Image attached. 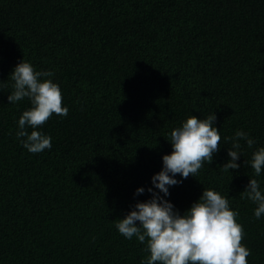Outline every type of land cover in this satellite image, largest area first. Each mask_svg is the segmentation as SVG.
Here are the masks:
<instances>
[{
    "label": "trees",
    "instance_id": "trees-1",
    "mask_svg": "<svg viewBox=\"0 0 264 264\" xmlns=\"http://www.w3.org/2000/svg\"><path fill=\"white\" fill-rule=\"evenodd\" d=\"M21 58L52 70L68 106L39 126L51 147L38 153L14 135L29 100L6 99ZM210 111L218 150L166 199L182 212L202 188L226 194L247 264H264V215L240 194L255 175L241 161L264 146V0H0V264H140L116 220L150 195L134 189L170 129ZM236 128L255 143L223 169Z\"/></svg>",
    "mask_w": 264,
    "mask_h": 264
},
{
    "label": "clouds",
    "instance_id": "clouds-1",
    "mask_svg": "<svg viewBox=\"0 0 264 264\" xmlns=\"http://www.w3.org/2000/svg\"><path fill=\"white\" fill-rule=\"evenodd\" d=\"M9 74L12 83L7 101L29 100V107L16 120L15 137L29 152L50 148L51 136L39 126L50 115L64 116L68 111L67 104L62 103L60 87L52 79V70L36 69L21 58ZM215 119L212 111L199 118L190 114L170 129V151L161 154V167L149 177L150 186L134 189V194L147 191L150 195L136 200L122 218H117L116 230L126 239L135 236L147 253L140 258V264H247L250 249L241 243L242 225L235 219L238 212L229 206L226 194L202 188L182 212L166 199L169 186L181 183L189 175L194 177L202 162H210L218 150L221 136L213 123ZM224 139L230 140L231 146L226 148L227 159L220 167H251L255 175L247 176L240 194L254 203L252 214L259 218L264 215V188L257 177L264 168V146L258 145L248 160L238 164L237 158L243 152L241 141L251 148L255 138L247 130L236 128Z\"/></svg>",
    "mask_w": 264,
    "mask_h": 264
}]
</instances>
